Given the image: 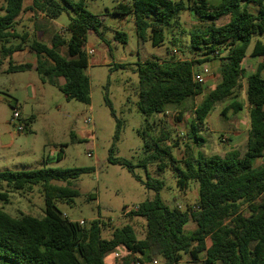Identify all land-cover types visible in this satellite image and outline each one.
Returning a JSON list of instances; mask_svg holds the SVG:
<instances>
[{"label": "trees", "instance_id": "obj_1", "mask_svg": "<svg viewBox=\"0 0 264 264\" xmlns=\"http://www.w3.org/2000/svg\"><path fill=\"white\" fill-rule=\"evenodd\" d=\"M67 9L73 13L69 16L68 38L65 31H56L48 44L37 39L29 42L28 32L17 31L22 13L30 12L35 19L43 14L52 21ZM185 11L204 23L191 32L194 57L172 56L167 61L155 59L138 64V109L145 117L146 128L151 129L150 118L165 115L170 104L178 106L201 94L203 87L195 81V74L200 66L216 59L221 80L196 107L190 133L199 142L198 127L215 103L232 96L246 78V101L250 107L246 151L195 158L187 144L182 168L172 154L176 145L165 143L168 134L146 142L148 155L141 165L146 166L149 161H157L160 169L170 165L177 173L181 190L188 188L189 181L199 183V200L186 210L179 206L170 208L159 194L162 182L148 176L144 185L154 189L156 196L127 213L145 218L146 231L141 239L130 225L113 228L110 237L104 238L102 233L108 225L101 219L81 225L58 209L56 202H69L79 196L72 181L91 168L0 171V264H109L107 257L119 250L124 256L114 264H150L157 255H163L167 264H176L183 253L189 258L187 264H264V43L260 39L251 54L262 58L257 70L246 76L243 68L253 36L264 37V0H132L120 2L111 14L134 13L138 30L150 29L151 42L159 47L165 41L166 30L181 27V13ZM224 16H229V21L217 25ZM101 24L99 16L87 10L85 0H31L28 6L25 0H5L0 14V66L8 60L6 72L36 70L42 82L56 85L68 99L89 104L90 83L85 73L89 56L84 45L90 32L98 34ZM172 43L179 42L173 38ZM25 46L36 55L35 66L13 62V54ZM62 49H66V54ZM105 99L111 108L108 97ZM10 106L18 108L15 103ZM229 109L238 112L243 105L233 101ZM119 130L120 122L116 138ZM109 160L133 172L130 161ZM34 186H41L43 191L41 217H13L4 211L2 204L10 203L11 193ZM191 220L197 227L186 232Z\"/></svg>", "mask_w": 264, "mask_h": 264}, {"label": "rangeland", "instance_id": "obj_2", "mask_svg": "<svg viewBox=\"0 0 264 264\" xmlns=\"http://www.w3.org/2000/svg\"><path fill=\"white\" fill-rule=\"evenodd\" d=\"M30 1L25 0V5ZM130 1L85 0L87 10L102 21L98 34L91 32L84 45L87 53L92 50L85 69L90 83L89 104L68 99L56 85L42 82L36 70L6 72L8 61L0 66V134L8 133L6 139L0 138V171L91 168V171L72 181L79 196L69 202L58 201L56 206L73 222L89 224L101 219L108 225L102 233L104 238L110 237L113 228L125 225L132 226L139 239L144 237L145 218L130 217L127 213L156 196L154 189L144 185L148 176L162 182L159 194L170 208L179 206L186 210L194 207L199 200V183L189 181L188 188L181 190L177 184V173L170 165L164 169L158 167L157 161L141 165L148 155L146 142L155 141L162 133L168 134L165 143L176 145L172 154L183 168L187 144L195 158L215 154L225 156L235 150L243 154L247 149L250 128L245 78L232 96L215 103L205 122L199 125L200 141L197 142L190 133L196 107L214 92L221 80L220 70L215 67L218 62L214 60L205 63L210 74L202 84V93L188 98L181 105L170 104L167 114L153 115L150 118L152 128H146L145 117L138 109V64L158 58L159 61L169 60L172 56L175 59L193 58L191 32L204 23L185 11L181 13V27L166 30L164 43L155 47L151 42L150 29L138 30L134 13L125 16L111 14L120 2ZM2 5L4 0H0V8ZM70 15L73 13L67 9L48 25L43 19L30 22V13L27 12L18 20L16 28L20 34L29 33L27 41L37 39L48 44L56 31H65L64 35L69 37L67 26ZM229 19V16H224L216 24H226ZM173 38H177L179 43H172ZM258 39L264 43V37L253 36L248 55L252 54ZM62 53L66 54V49H62ZM21 54H15V63L25 62L22 58L29 57L28 52ZM251 57L243 62L246 76L254 73L262 60ZM60 81L63 82V79ZM8 95L19 100L23 107L25 131L22 133H17L13 126V109ZM106 97L111 108L106 103ZM233 101L241 103L243 109L238 112L229 109ZM118 122L120 130L116 138ZM90 153L92 155L88 156ZM110 157L130 161L134 165L133 172L111 162ZM90 195L96 198H88ZM2 208L13 217L22 214L41 217L44 208L42 187L34 186L11 193L10 203L2 204ZM196 227L191 220L186 225V232ZM119 255L121 257L108 256L107 263L120 261L124 252L119 251ZM188 259L183 253L176 264H187ZM154 260L157 264H167L163 255L155 256Z\"/></svg>", "mask_w": 264, "mask_h": 264}, {"label": "crops", "instance_id": "obj_3", "mask_svg": "<svg viewBox=\"0 0 264 264\" xmlns=\"http://www.w3.org/2000/svg\"><path fill=\"white\" fill-rule=\"evenodd\" d=\"M30 3H31V1H30ZM29 3V4H30ZM28 4V5H29ZM4 5H5V0H4ZM4 5H2V7L0 8V14H3V8H4ZM28 5H25V6H28ZM250 9L251 10H255V7H253V6H250ZM27 13V12H26ZM30 13V12H29ZM23 14H25V13H22L20 16H19V18H18V20L21 18V16L23 15ZM33 15L30 13V22H32V23H34V21H36V20H38V19H43V20H45L46 22H47V24L48 25H50V23L52 24V23H54V21L52 20V21H49V20H46L45 19V17H44V15L43 14H40L39 16H38V18L37 19H35V18H33L32 17ZM220 20V19H219ZM91 33V32H90ZM18 41H13V44H18L17 43ZM44 43V42H43ZM28 44V43H27ZM25 52H28V56L29 57H24V58H22L25 62H22V63H30V64H32V65H36V63H37V57H36V55L33 53V52H31V51H29L28 50V48H27V46H25L24 48H23V50H19V51H17V52H15L14 54H13V56H12V60H13V62L15 63V61H14V56H15V54H17V53H22L21 55H23ZM34 56V57H33ZM249 56H252V55H248L247 54V56H246V58H245V60L249 57ZM33 58H35V59H33ZM158 58V57H157ZM251 58H257V57H254V56H252ZM158 59H160V58H158ZM214 60V62H218V64L215 66V67H218L219 66V61L218 60H216V59H213ZM244 60V61H245ZM5 61H8V60H5ZM4 61V62H5ZM163 61H167L166 59L165 60H163ZM15 64H20V63H15ZM8 97V101H11L10 103H15V105H16V107H18V109L20 110V112H21V115H22V118L23 119H25V117H24V115H23V107H22V105L20 104V102H19V100H17V99H15V98H12L11 96H7ZM167 114V113H166ZM0 132H1V130H0ZM7 135H8V133H2V134H0V138H7ZM192 232V231H191Z\"/></svg>", "mask_w": 264, "mask_h": 264}, {"label": "built area", "instance_id": "obj_4", "mask_svg": "<svg viewBox=\"0 0 264 264\" xmlns=\"http://www.w3.org/2000/svg\"><path fill=\"white\" fill-rule=\"evenodd\" d=\"M91 53H92V50H89L88 51V54H91ZM215 55H216V53H215ZM199 69H201V71L199 70L195 74V77L194 78H195V81L197 83L203 84L205 82L206 77L209 76V74H210V69H209L208 65H205V64H203L202 66H200ZM12 123H13V126L15 127L17 133H22V132L25 131V124L23 122V118H22L21 112H20V110L18 108H14L13 109ZM91 155H92L91 153L88 154V156H91ZM79 223L81 225H83L84 224V221H80ZM119 251H123V250H119ZM119 251H116L114 253V257L115 258L121 257L119 255ZM152 263L153 264H157V261L154 260Z\"/></svg>", "mask_w": 264, "mask_h": 264}]
</instances>
